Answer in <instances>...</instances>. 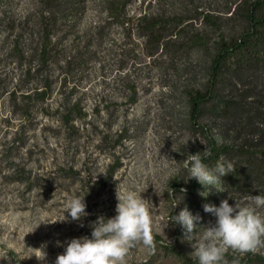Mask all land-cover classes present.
<instances>
[{
    "label": "rangeland",
    "instance_id": "374dc122",
    "mask_svg": "<svg viewBox=\"0 0 264 264\" xmlns=\"http://www.w3.org/2000/svg\"><path fill=\"white\" fill-rule=\"evenodd\" d=\"M31 1L0 0V257L6 255L0 264H55L68 241L91 238L98 216L116 215V192L126 190L149 201L155 242L154 251L131 248L126 264H199L192 245L216 222L203 206L250 201L226 194L222 180L220 191L193 189L185 159L210 138L234 146L264 143V68L223 80L199 125L190 94L207 89L218 41L239 35L245 23L238 8L254 0H136L128 15H159L160 31L169 36L155 57L146 54L143 37L130 38L124 27L110 22L101 29L106 14L90 6L76 25L59 29L66 53L49 66L34 53L39 40L27 18ZM77 48L81 56L67 73L65 61ZM47 76V97L25 99ZM68 110L69 124L63 121ZM72 197L85 199L88 215L81 221L65 212ZM185 207L201 217L191 240L170 220ZM257 211L264 216V207ZM44 220L57 222L35 229ZM38 249L46 253L43 261ZM262 259L264 248L225 253L227 264Z\"/></svg>",
    "mask_w": 264,
    "mask_h": 264
},
{
    "label": "trees",
    "instance_id": "16d2710c",
    "mask_svg": "<svg viewBox=\"0 0 264 264\" xmlns=\"http://www.w3.org/2000/svg\"><path fill=\"white\" fill-rule=\"evenodd\" d=\"M135 2L136 0H32L27 18L32 23L33 36L39 40L34 53L38 55L41 65L49 66L57 56L65 55L66 47H61L59 29L65 25L71 27L76 25L90 6L106 14L105 18L108 22L102 24L101 29L106 28L110 22L116 23L127 30L130 38L133 35L143 37L146 54L149 57L157 56L169 36L160 31L162 19L159 15L141 12L135 17L129 16L128 10ZM145 2L146 0L142 1ZM238 10H241L245 23L243 29L238 36L218 41L216 53L211 61L207 89L190 94V114L196 124L202 117L203 108L215 99L217 88L223 80L231 74L243 75L264 68V0L246 2V6H240ZM126 23H132V26L126 27ZM98 34H103V31H99ZM14 46L15 48L19 46V40ZM80 52L77 48L75 55L65 61L64 67L67 73L72 72L75 58L81 56ZM66 83L67 77H64L61 84ZM42 86L26 93L24 98L29 101L44 100L52 88L51 77H45ZM15 94L16 92L13 93L14 96ZM70 112L68 110L63 116V121L68 124L73 120ZM199 155L202 162L210 169L215 167L221 157L234 165L236 170L221 178L226 194H237L240 197L264 196L263 142L258 145L234 146L220 144L210 138L205 147L199 151ZM199 185L200 183L195 179L191 187L195 189Z\"/></svg>",
    "mask_w": 264,
    "mask_h": 264
},
{
    "label": "clouds",
    "instance_id": "9594fccd",
    "mask_svg": "<svg viewBox=\"0 0 264 264\" xmlns=\"http://www.w3.org/2000/svg\"><path fill=\"white\" fill-rule=\"evenodd\" d=\"M184 167L190 179L195 178L200 184L215 188L222 177L236 170L224 157L210 169L202 162L199 153L189 155ZM116 199V215L112 218L98 216L91 225V238L84 236L68 241L63 254L56 257L55 264H126L130 249L137 244H142L151 251L155 250L149 201L135 190L117 191ZM248 199L250 203L247 206L236 203L233 207L227 199L221 201L219 207L211 204L203 206L205 212L216 217V222L205 228L201 239L192 245V255L198 258L199 264H227L225 253L229 249L244 255L264 248V216L257 211L264 207V196L250 195ZM177 205L174 204L173 207ZM86 207L84 197H72L65 204V212L72 221H81L88 215ZM66 219L64 216L63 220L57 221ZM200 219L198 214L193 215L185 207L177 215H172L170 220L181 225L186 238L191 240ZM57 221L44 220L35 229L42 223L54 224ZM38 250L43 256L37 259L43 261L46 253L42 249ZM5 257L6 255L0 258Z\"/></svg>",
    "mask_w": 264,
    "mask_h": 264
}]
</instances>
